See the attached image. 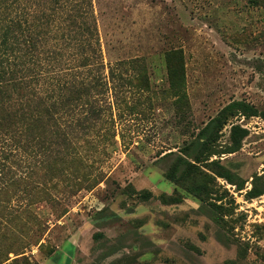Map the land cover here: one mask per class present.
<instances>
[{"label": "rangeland", "instance_id": "rangeland-1", "mask_svg": "<svg viewBox=\"0 0 264 264\" xmlns=\"http://www.w3.org/2000/svg\"><path fill=\"white\" fill-rule=\"evenodd\" d=\"M91 2L93 107L84 97L66 141L0 143V264H264V194L246 195L264 189L261 118L233 120L250 134L201 165L202 195L166 176L225 105L264 110V0Z\"/></svg>", "mask_w": 264, "mask_h": 264}, {"label": "trees", "instance_id": "trees-1", "mask_svg": "<svg viewBox=\"0 0 264 264\" xmlns=\"http://www.w3.org/2000/svg\"><path fill=\"white\" fill-rule=\"evenodd\" d=\"M91 0H0V143L3 147L24 148L37 141L44 148L45 136L52 143L66 141L62 127L79 126V108L87 98L90 108L92 88L82 78L88 65L100 69L98 32L92 19ZM90 52V55L87 53ZM97 112L94 111L93 115ZM259 117L264 110L245 100L225 105L180 148L167 172L175 184L187 185L194 195L204 193L196 177L202 164L218 153L238 151L250 131L233 120ZM230 125L231 144L225 151L217 147L224 129ZM11 150L10 152H12ZM174 154L173 152L169 153ZM216 174L245 188V180L219 163ZM264 189L247 191L249 198ZM145 199L151 196L146 191ZM35 264V263H30Z\"/></svg>", "mask_w": 264, "mask_h": 264}]
</instances>
